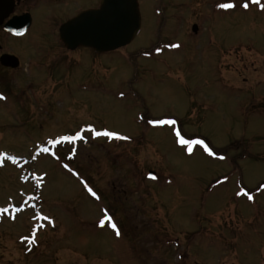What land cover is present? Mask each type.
I'll return each mask as SVG.
<instances>
[{
  "label": "rangeland",
  "instance_id": "obj_1",
  "mask_svg": "<svg viewBox=\"0 0 264 264\" xmlns=\"http://www.w3.org/2000/svg\"><path fill=\"white\" fill-rule=\"evenodd\" d=\"M138 1L135 40L82 53L62 93L13 73L0 102V264H264V0ZM43 26L10 49L33 54ZM159 119L217 156H189ZM88 125L130 139L48 144Z\"/></svg>",
  "mask_w": 264,
  "mask_h": 264
},
{
  "label": "flooded vegetation",
  "instance_id": "obj_2",
  "mask_svg": "<svg viewBox=\"0 0 264 264\" xmlns=\"http://www.w3.org/2000/svg\"><path fill=\"white\" fill-rule=\"evenodd\" d=\"M3 2L12 5V11L0 25V94L5 97L0 99L1 103L11 98L10 79L15 72L20 74L21 80L26 77L29 87L47 78L49 79L47 81L54 84L61 83L63 85L60 92L58 91L59 94L67 89L73 75L72 69L77 66L76 64H82L80 56L82 53L91 51L96 55H102L84 47L69 49L60 38L61 27L66 22L86 10L98 9L102 0H4ZM19 18H25V22L30 23L23 34L16 35L5 29L10 21ZM39 19L44 21L43 38L35 47L34 53L19 55L11 50L9 39H24ZM6 55L12 58L3 62L2 59ZM16 64L18 66L14 67Z\"/></svg>",
  "mask_w": 264,
  "mask_h": 264
},
{
  "label": "water",
  "instance_id": "obj_3",
  "mask_svg": "<svg viewBox=\"0 0 264 264\" xmlns=\"http://www.w3.org/2000/svg\"><path fill=\"white\" fill-rule=\"evenodd\" d=\"M0 0V25L12 11V5ZM25 18L13 19L5 29L21 35L29 27ZM142 26L138 0H102L98 9H89L66 22L60 30V38L69 49L78 47L93 49L96 53H108L130 45ZM197 26L192 31L196 33ZM12 56L6 55L2 61ZM18 64L14 65L17 67Z\"/></svg>",
  "mask_w": 264,
  "mask_h": 264
},
{
  "label": "snow or ice",
  "instance_id": "obj_4",
  "mask_svg": "<svg viewBox=\"0 0 264 264\" xmlns=\"http://www.w3.org/2000/svg\"><path fill=\"white\" fill-rule=\"evenodd\" d=\"M254 3L260 4V0H253ZM245 10H247L249 8V3L248 0H244V3L241 5ZM262 9H264V4L260 5ZM218 8L222 9V10H232L236 8V4L235 3H219L217 5ZM172 47H176L178 48L180 45L176 44V45H171ZM121 96H123V93H121ZM0 99H5V97L0 94ZM150 124L154 125V126H158V125H170L173 126L172 127V132L174 133V137H175V141L176 143L183 149L186 150L187 154L189 156L194 154V149H202L204 153H206L209 157H216L217 153L215 151H213V149L209 146L208 143H206L205 139L203 138H186L184 134H182V129L179 127H176L177 121L175 119H159V120H150L149 121ZM85 131L91 132L93 134L94 137H100V136H104L107 137L109 139L115 138V139H130L129 137L126 136H122L119 133L113 132V131H97L93 126L88 125L86 128L81 129L80 131L75 132L74 135H60L59 137L55 138V139H50L48 141V144L50 145H62L64 143H69V144H74L76 141L78 140H82L84 142H87V137L83 134ZM41 152L44 153H48L50 151L49 147L47 146H43L40 148ZM75 148H73L70 152V157L75 155ZM52 155H55V153H52ZM9 160L12 161L13 164L16 163V158L13 156H9L8 157ZM219 159L223 160L225 159V157L223 155L219 156ZM64 168L68 169L70 172H73L74 175L79 176V173L75 172L68 164H64L63 165ZM152 179H156L155 176L151 177ZM24 179H27V177H24ZM85 188L87 189V191L96 199H99L98 194L93 190L92 187H90L86 182L84 183ZM245 196H247L248 200H252L253 197L251 195H249L248 193H243ZM0 211L3 212H7L8 209L4 208V209H0ZM37 215H39V213H37ZM44 219H48L47 217H45ZM109 221L111 220V217H108ZM105 225V220L101 219L99 221V226L100 227H104ZM112 228L115 230L116 235L119 236L120 232L117 229V226L113 223Z\"/></svg>",
  "mask_w": 264,
  "mask_h": 264
}]
</instances>
